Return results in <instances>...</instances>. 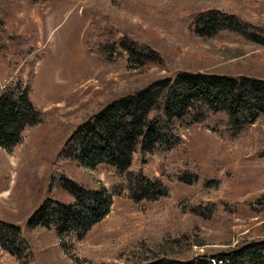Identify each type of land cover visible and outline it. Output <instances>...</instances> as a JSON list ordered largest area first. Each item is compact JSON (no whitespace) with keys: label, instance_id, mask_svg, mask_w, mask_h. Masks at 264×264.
<instances>
[{"label":"rangeland","instance_id":"obj_1","mask_svg":"<svg viewBox=\"0 0 264 264\" xmlns=\"http://www.w3.org/2000/svg\"><path fill=\"white\" fill-rule=\"evenodd\" d=\"M43 1L0 0L4 34L21 35L20 44L28 39L38 54L30 67L14 44L0 46V87L21 79L42 112L24 128L19 144L0 148V220L21 227L32 264H138L157 251L184 258L264 238V158L257 156L264 116L232 138L213 129V120L182 126L183 146L146 153L142 160L134 155L131 168L159 177L167 196L152 202L113 196L108 215L83 240L66 239L71 254L61 250L54 232L26 225L32 210L52 194V161L62 142L112 99L180 70L264 79V46L224 32L199 36L187 22L195 13L218 10L263 24L264 0H47V10ZM99 11L119 22L116 38L131 34L158 50L163 62L131 67L123 59L100 72L98 58L84 45L89 22L105 24ZM185 152L197 165L192 184L177 179L172 163ZM61 168L85 186H109L101 166L64 162ZM208 203L214 205L209 217L192 210Z\"/></svg>","mask_w":264,"mask_h":264},{"label":"trees","instance_id":"obj_2","mask_svg":"<svg viewBox=\"0 0 264 264\" xmlns=\"http://www.w3.org/2000/svg\"><path fill=\"white\" fill-rule=\"evenodd\" d=\"M43 3L47 10L49 1ZM98 13L105 14V24L89 22L84 45L98 58L100 72L120 64L123 59L131 67L163 62L158 50L131 34L122 33L116 38L119 22L108 12ZM187 22L199 36L224 32L264 46V23L248 22L236 14L207 10L191 15ZM21 38V35L4 34L0 26V46L14 44L20 54L28 57L26 62L32 67L38 54H34L35 47L28 39L20 44ZM263 116L264 79L185 70L178 71L174 77L157 78L138 90L112 99L68 134L52 161L48 189L52 194L32 210L26 225L54 232L61 250L71 254L66 239L83 240L108 215L113 196L134 202H152L167 196V185L159 177L131 168L134 155L142 160L146 153L167 154L183 146L182 126L213 120V129L223 130L221 133L232 138ZM41 118L42 112L32 103L21 79L0 87V148L10 151L20 143L24 128ZM257 156L264 158V136ZM64 162L89 169L103 167L109 186L93 188L81 184L64 172L61 168ZM194 162L186 152L178 162L172 161L179 171V181L192 184L198 180V174L191 170L193 165L197 166ZM209 181L205 180L204 184ZM54 190L66 193L67 198L54 195ZM213 207L208 203L204 207L196 205L192 210L209 217ZM176 256L157 251L138 264H264V238L190 257ZM33 260V251L21 227L0 220V264H32Z\"/></svg>","mask_w":264,"mask_h":264}]
</instances>
